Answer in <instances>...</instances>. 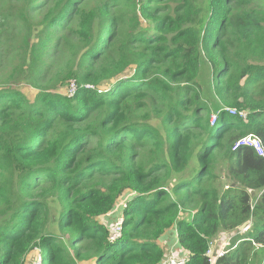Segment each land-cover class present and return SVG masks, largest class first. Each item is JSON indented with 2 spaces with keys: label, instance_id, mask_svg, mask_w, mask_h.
<instances>
[{
  "label": "trees",
  "instance_id": "1",
  "mask_svg": "<svg viewBox=\"0 0 264 264\" xmlns=\"http://www.w3.org/2000/svg\"><path fill=\"white\" fill-rule=\"evenodd\" d=\"M10 1L0 264H164L173 230L184 264H264V156L234 149L264 147V64L232 51L264 27V0ZM11 53L0 42V70ZM221 232L236 234L212 263Z\"/></svg>",
  "mask_w": 264,
  "mask_h": 264
},
{
  "label": "rangeland",
  "instance_id": "2",
  "mask_svg": "<svg viewBox=\"0 0 264 264\" xmlns=\"http://www.w3.org/2000/svg\"><path fill=\"white\" fill-rule=\"evenodd\" d=\"M16 6V3H13L10 0H0V23L5 20V25L1 29V34H0V42L2 44V47L5 49V51H12L10 57L8 58L9 60L3 65V69L0 70V76L3 75V73H7L11 70L12 66L14 63H12L13 59L15 58V54L19 52V47L21 46V36H22V27L20 23L16 20H14L11 17H7V13L9 10ZM264 25V22H263ZM215 26V25H214ZM212 28V29H211ZM210 31V33H209ZM214 32L213 26H210L208 28V32H205L204 34L208 35L212 34ZM253 36L249 41L243 42V43H236V46L232 49L234 53H239L241 58L243 57L245 59H248L252 63H261L264 64V27L262 30L259 32H253ZM14 51V52H13ZM26 85H23V87ZM24 92H27L28 95L33 97V94L35 91L34 89L29 90L27 88H22ZM66 93L71 97L73 96L71 92H69V88L67 87ZM126 202H122L123 204ZM122 203L119 202L116 205L115 212L118 211L117 213V218L111 217L113 222L111 223V233L113 232L115 226L117 223L121 221V216H120V211L122 210ZM174 231H170L167 234V237H165L162 241V245L165 248L166 254V264H169V261L172 257L171 253L175 252H183L179 244L173 245L175 242V237H173ZM235 232H221L216 236V238L212 241L213 243V248L216 246L217 249H220L222 247H225L226 249L229 248L230 240L233 238L235 235ZM172 238L173 241H172ZM227 243V244H226ZM186 258V254L184 253L182 257ZM40 255L38 252H36L28 262V264H42V259H40ZM165 260V259H164Z\"/></svg>",
  "mask_w": 264,
  "mask_h": 264
},
{
  "label": "built area",
  "instance_id": "3",
  "mask_svg": "<svg viewBox=\"0 0 264 264\" xmlns=\"http://www.w3.org/2000/svg\"><path fill=\"white\" fill-rule=\"evenodd\" d=\"M89 88H93V87L89 86ZM69 92H71L72 95H75L77 92V85L74 81L70 85ZM229 112L232 115L240 114L243 118L247 117V112L240 111L235 107L229 108ZM213 120H215V116L213 117ZM241 146L253 147L258 152L259 155L264 156V147H263L262 141L259 137L255 136V135H248V136L240 138L235 143L234 149L237 150ZM249 227H250V225H248L243 230H240V228L238 230L240 233H242V232L247 231L249 229ZM121 231H122V225H121V221H120L119 223L116 224V226H115V228L111 234L112 239H116L121 234ZM227 251H228V249H226L225 247L214 250L213 243H212L210 249L208 250V254L210 256H212V263H214L218 257L225 255L227 253ZM185 261H186V258H184V257L183 258H171L169 261V264H184ZM39 264H41V263H39ZM164 264H166V261Z\"/></svg>",
  "mask_w": 264,
  "mask_h": 264
},
{
  "label": "crops",
  "instance_id": "4",
  "mask_svg": "<svg viewBox=\"0 0 264 264\" xmlns=\"http://www.w3.org/2000/svg\"><path fill=\"white\" fill-rule=\"evenodd\" d=\"M173 231H174L173 237H175V242H174L173 245H176V244H178V242H177V236H176V231L175 230H173ZM165 237H167V236H165ZM173 239L174 238H172V241H173ZM171 254H172V257L171 258H181L182 254H184V253H182V252H175V253H171Z\"/></svg>",
  "mask_w": 264,
  "mask_h": 264
},
{
  "label": "water",
  "instance_id": "5",
  "mask_svg": "<svg viewBox=\"0 0 264 264\" xmlns=\"http://www.w3.org/2000/svg\"><path fill=\"white\" fill-rule=\"evenodd\" d=\"M250 223H251L250 221L244 223L242 226L239 227L240 230H243L244 228H246L248 225H250Z\"/></svg>",
  "mask_w": 264,
  "mask_h": 264
}]
</instances>
